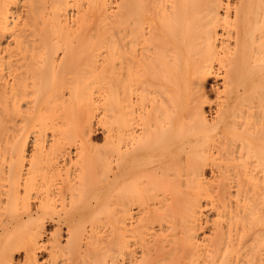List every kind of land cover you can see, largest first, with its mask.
Returning <instances> with one entry per match:
<instances>
[{
	"label": "bare ground",
	"instance_id": "bare-ground-1",
	"mask_svg": "<svg viewBox=\"0 0 264 264\" xmlns=\"http://www.w3.org/2000/svg\"><path fill=\"white\" fill-rule=\"evenodd\" d=\"M0 264H264V0H0Z\"/></svg>",
	"mask_w": 264,
	"mask_h": 264
},
{
	"label": "rangeland",
	"instance_id": "rangeland-1",
	"mask_svg": "<svg viewBox=\"0 0 264 264\" xmlns=\"http://www.w3.org/2000/svg\"><path fill=\"white\" fill-rule=\"evenodd\" d=\"M95 139H96V143H99V142H101V136L98 134V135H96V137H95Z\"/></svg>",
	"mask_w": 264,
	"mask_h": 264
}]
</instances>
